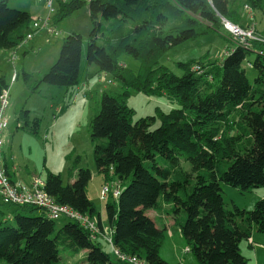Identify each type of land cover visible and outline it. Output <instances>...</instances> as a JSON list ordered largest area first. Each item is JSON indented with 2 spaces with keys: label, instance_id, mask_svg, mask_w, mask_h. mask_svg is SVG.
I'll list each match as a JSON object with an SVG mask.
<instances>
[{
  "label": "trees",
  "instance_id": "trees-1",
  "mask_svg": "<svg viewBox=\"0 0 264 264\" xmlns=\"http://www.w3.org/2000/svg\"><path fill=\"white\" fill-rule=\"evenodd\" d=\"M247 1L245 9H264V0ZM242 4L239 0L57 2L52 15L56 25L89 7L93 28L88 63L97 64L99 73L109 74L124 87L122 92L105 89L91 120L97 168L106 180L115 177L121 186L118 197L108 196L105 208L114 247L124 254L149 264H171L160 254L166 228L157 225L149 210L157 212L164 226V217L174 219L201 264H249L241 244L254 229L264 233V197L252 209L236 204L229 208L221 185L225 182L243 193L264 186V43H239L222 19L245 26ZM35 20L29 11L0 0V48L18 49L46 29L35 28ZM225 31L228 34L223 35L235 44L219 60L179 61L181 75L156 65L174 46ZM82 54V35L70 33L63 39L59 58L39 81L77 87ZM122 54L138 59L140 70H129L120 60ZM246 62L256 70L253 82ZM198 63L203 72L193 69ZM93 74L87 71V79ZM24 76L30 78L26 71ZM132 90L165 94L179 106L168 112L157 106L156 115L134 122V109L128 104ZM157 119L159 125L152 128ZM18 120L31 127L29 109L24 107ZM33 121L32 130L38 131L40 119ZM184 161L192 164V171L182 167ZM69 173L75 179L65 184L61 173L49 171L46 191L57 202L96 218L103 230L87 192L91 170L80 167ZM8 205L13 206L17 224H8L0 209V264H59L62 249L72 256L83 255L77 264H131L105 251L101 234L92 238L79 221L65 217L69 221L57 227L56 220L38 206Z\"/></svg>",
  "mask_w": 264,
  "mask_h": 264
},
{
  "label": "rangeland",
  "instance_id": "rangeland-1",
  "mask_svg": "<svg viewBox=\"0 0 264 264\" xmlns=\"http://www.w3.org/2000/svg\"><path fill=\"white\" fill-rule=\"evenodd\" d=\"M29 1H32L31 4H33L35 12L31 10ZM239 1L243 3L241 9L243 19H249V23L241 27L248 29L255 26L257 32L264 34V9L250 8L249 6L245 9L248 1ZM57 2L58 0H55L54 9ZM9 5L27 10L37 19L45 18L49 13L46 2L38 0H9ZM248 12H253L255 17H249ZM92 28L90 9L85 6L57 23L55 29L58 31V35L50 33L48 29H41L34 34V39L24 43L18 49L0 48V75L7 76L10 94L5 110L8 125L3 133V156L5 155L8 163L14 168L19 180L11 173L12 178L17 181H26V183H30L35 177L46 180L48 172L52 171L61 173L64 183L67 184L75 179V176L70 177V170L77 171L80 167L89 168L92 179L87 192L100 213L104 228L101 229V246L108 253L114 254L112 246L104 238L105 230L111 229L105 208L109 195L105 199H101L100 193L105 185L112 186L113 180L117 179L111 171L110 176L114 178L106 180L104 174L100 173L97 168L94 158L95 142L91 138V120L101 106L103 91L110 89L122 92L124 87L118 81H112L109 74L99 73L97 64L88 63L86 54ZM72 32H77L83 37L80 84L75 88L66 89L39 81L45 71L57 61L63 39ZM223 34L227 35L228 33L212 32L202 35L196 40L174 46L160 57L156 65H166L175 74L181 75L183 70L178 65L179 61L200 58L205 61L219 60L226 54V49L235 44ZM24 51H27L25 55ZM14 53L17 54L16 68L9 61V57L6 58V55H10V59H12L11 56ZM120 60L127 65L129 70L137 72L141 68V62L129 54H122ZM17 70L19 78L12 82V75ZM246 70L248 77L253 82L256 70L248 62H246ZM25 71L31 75L28 80L25 79ZM87 71H93L94 74L88 81H85ZM82 81H85L86 84L83 85ZM128 104L134 109V122L141 117L156 115L157 106L166 112L179 106L177 103L170 102L165 94L149 95L137 90L131 91ZM24 107L31 110V127H26L24 122L19 124L17 120L18 113ZM35 118L40 119L38 131L32 130ZM159 123L160 120L157 119L152 124V128L157 127ZM182 167L187 171L193 170L192 164L187 161L182 163ZM221 185L224 200L229 208H234L236 204L241 208L252 209L255 203L264 197V186L243 193L225 182H222ZM0 209L3 211V217L8 219V224H17L13 206L0 200ZM148 212L152 214L153 210ZM149 213L148 215L152 217ZM171 220L172 217H169L168 221L171 222ZM67 221L69 220L65 217L57 219V227L64 225ZM156 221L159 227L166 228L165 238L160 249L161 256L171 264H181L180 255L185 254L186 240L180 228L173 221L167 223V226L157 219ZM82 257L81 254L72 256L68 249H62L59 264H77L81 262ZM261 258L264 260V252ZM186 261V264H201L191 251L188 252Z\"/></svg>",
  "mask_w": 264,
  "mask_h": 264
},
{
  "label": "built area",
  "instance_id": "built-area-1",
  "mask_svg": "<svg viewBox=\"0 0 264 264\" xmlns=\"http://www.w3.org/2000/svg\"><path fill=\"white\" fill-rule=\"evenodd\" d=\"M39 2H46L49 13L45 18H39L34 21L33 26L41 29L46 28L50 33L58 35V31L55 29L56 25L52 22V15L55 12L54 2L55 0H38ZM67 1V0H63ZM224 26L230 31V34L241 44L250 46L253 41H260L264 43V36L257 33L255 26L248 29L242 28L238 24L230 25L226 21ZM33 37L29 34V38ZM16 55L13 56V60ZM193 69L198 72H203L204 68L201 64L193 65ZM17 78V72L14 71L12 79ZM9 89L2 87L0 90V198L7 204H31L38 206L45 210V212L53 219H59L61 217H68L75 221H79L82 226L87 228L91 232L92 238L98 237L101 234V228L98 225L97 219L92 218L90 215L82 214L66 204L57 202L56 199L48 194L45 189V180L41 177H35L30 183L23 181H17L9 174L3 157V133L8 125V118L5 115L6 107L9 103ZM121 193V186L117 180H113L112 186L105 185L100 193L101 199H105L109 194L118 197ZM104 229V228H103ZM104 236L108 244L113 248L114 254L123 260H127L131 264H149L145 259L134 255H127L122 253L113 244V238L110 230H105ZM190 247L186 246L184 253L190 252Z\"/></svg>",
  "mask_w": 264,
  "mask_h": 264
},
{
  "label": "crops",
  "instance_id": "crops-1",
  "mask_svg": "<svg viewBox=\"0 0 264 264\" xmlns=\"http://www.w3.org/2000/svg\"><path fill=\"white\" fill-rule=\"evenodd\" d=\"M32 2V1H31ZM31 2L29 1V6H30V8H31V10L33 11V12H35L34 11V6H33V4H31ZM248 14V16L249 17H255V14L253 13V12H248L247 13ZM253 15V16H252ZM244 22V24H247V23H249V19L248 20H244L243 21ZM33 39H34V37H33ZM32 40V39H31ZM37 42V40L35 41V43ZM2 49V48H1ZM7 50V49H6ZM226 51H227V49H226ZM225 51V52H226ZM26 52L27 51H24V55L26 54ZM16 54V53H15ZM5 57V56H4ZM8 57H9V61L12 63V64H14V68H16V64H15V62H16V58L14 59V60H12V59H10V55H6V58L8 59ZM12 57V56H11ZM16 57H17V54H16ZM48 70V69H47ZM46 70V71H47ZM45 71V72H46ZM80 71H81V69H80ZM17 72H18V77H17V79L19 78V71L17 70ZM91 72H93V71H91ZM81 74V73H80ZM13 76V75H12ZM31 76V75H30ZM3 77V80L2 81H0V90H1V88L2 87H8V89H9V83H8V79H7V76L6 75H0V78H2ZM17 79L15 80V81H17ZM85 81H88V79H87V77H86V80ZM85 81H82V83H83V85H85L86 84V82ZM12 82H14V81H12ZM82 85V84H81ZM29 111L31 112V110L29 109ZM17 120H18V116H17ZM19 121V124L21 123V122H23V121H20V120H18ZM21 127H23V125H21ZM4 154V153H3ZM3 157H5V155L3 156ZM5 162H6V164H5V166L7 167V169H8V172L11 174L12 173V175H14L15 176V178H17V176H16V173H15V170H14V168H12L11 167V165L8 163V161H7V159H6V157H5ZM4 162V163H5ZM18 179V178H17ZM19 180V179H18ZM74 180V179H73ZM72 180V181H73ZM26 182V181H25ZM29 182V181H28ZM150 211H152V210H150ZM149 213V212H148ZM150 214V213H149ZM151 216H152V218L153 219H157V212L156 211H154L153 210V212H152V214H150ZM168 218L169 217H164V224H165V226H167V223H171L172 221L174 222V219L172 218V220H171V222H169L168 221ZM175 223V222H174ZM263 242H264V234H261V232H259V231H257L256 229H254V231H253V234H252V237L249 239V240H245V241H243L242 242V244H241V247H242V252L249 258V264H264V260L261 258V256L263 255V252H264V245H263ZM181 256V264H186L187 263V261L186 260H188V253H185V254H182V255H180ZM170 262V261H169Z\"/></svg>",
  "mask_w": 264,
  "mask_h": 264
},
{
  "label": "bare ground",
  "instance_id": "bare-ground-1",
  "mask_svg": "<svg viewBox=\"0 0 264 264\" xmlns=\"http://www.w3.org/2000/svg\"><path fill=\"white\" fill-rule=\"evenodd\" d=\"M222 19H223V21H226L227 23H229L230 25H232V24H235V23H233V22H231V21H229V20H227L225 17H222ZM224 28L230 33V31L224 26ZM253 42H256V41H253ZM253 42H252V44H253ZM17 72V71H16ZM17 77H18V72H17ZM17 79V78H16ZM15 79V80H16ZM14 80V81H15ZM12 81H13V79H12ZM7 87V86H6ZM8 88V87H7ZM7 168V167H6ZM8 170V169H7ZM10 174V173H9ZM11 175V174H10ZM110 195V194H109ZM115 197V196H114ZM1 199V198H0ZM31 205V204H30ZM62 218V217H61ZM60 219V218H59ZM55 220H57V219H55Z\"/></svg>",
  "mask_w": 264,
  "mask_h": 264
}]
</instances>
